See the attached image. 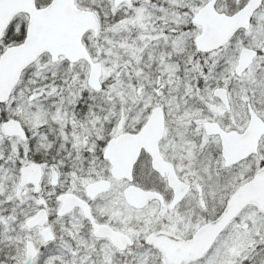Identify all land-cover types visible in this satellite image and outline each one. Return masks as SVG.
I'll list each match as a JSON object with an SVG mask.
<instances>
[{"label": "snow or ice", "instance_id": "snow-or-ice-1", "mask_svg": "<svg viewBox=\"0 0 264 264\" xmlns=\"http://www.w3.org/2000/svg\"><path fill=\"white\" fill-rule=\"evenodd\" d=\"M0 264H264V0H0Z\"/></svg>", "mask_w": 264, "mask_h": 264}]
</instances>
